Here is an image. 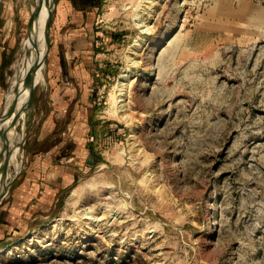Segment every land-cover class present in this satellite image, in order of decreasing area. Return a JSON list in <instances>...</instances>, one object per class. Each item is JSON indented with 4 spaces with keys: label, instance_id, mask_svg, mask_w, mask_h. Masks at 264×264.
<instances>
[{
    "label": "rangeland",
    "instance_id": "374dc122",
    "mask_svg": "<svg viewBox=\"0 0 264 264\" xmlns=\"http://www.w3.org/2000/svg\"><path fill=\"white\" fill-rule=\"evenodd\" d=\"M24 1L5 96L24 67L13 90L26 108L0 182L39 147L55 47L78 49L91 84L83 112L60 115L42 145L63 144L67 162L83 138L91 156L51 210L10 229L0 264H264V0H95L71 44L52 0L31 95Z\"/></svg>",
    "mask_w": 264,
    "mask_h": 264
},
{
    "label": "crops",
    "instance_id": "0c3cea01",
    "mask_svg": "<svg viewBox=\"0 0 264 264\" xmlns=\"http://www.w3.org/2000/svg\"><path fill=\"white\" fill-rule=\"evenodd\" d=\"M94 8H98L95 0H58L55 10L56 23H60L62 27L67 23L72 24L63 34L69 40V44L84 35L83 31L86 29L81 24L89 22L90 17H94ZM25 15L26 2L24 0H0V117L3 112H7L5 120L0 122L1 144H3V129L9 118L8 94L12 85L6 96L5 87L11 64L19 49L21 25L25 22ZM69 47V50L68 47H55L54 52L51 51L53 58L49 66V88L55 106L47 111V118L36 132L39 136L41 135L35 144L39 146L38 149L33 151L26 168L20 175L18 174L14 182H11L12 185L8 187V191L6 189L0 199V241L8 236L10 229L14 226L19 227V223L24 224L30 217L35 218L39 212L35 210H51L63 191L61 188L73 183L76 173L86 166L85 163H89L90 145L83 138L80 141L76 140L77 144H74L73 149L70 150V155H68L70 160L67 162H64V158L60 156L61 154L64 157L65 154L61 153L65 147L63 144L58 145L56 140L55 144L50 143L46 147L42 145L54 131L55 120L57 121L60 115L64 116L72 107L80 114L83 112L84 103L88 102L91 67L83 61L80 62L76 56L77 48L72 45ZM17 70L15 69L13 76ZM18 98L15 99V109H17ZM15 109L13 116L16 114ZM61 111L62 114H60ZM75 116L77 117L76 114ZM9 138L12 144L11 135ZM15 153L19 157V151ZM4 183L5 181L1 184Z\"/></svg>",
    "mask_w": 264,
    "mask_h": 264
},
{
    "label": "bare ground",
    "instance_id": "6f19581e",
    "mask_svg": "<svg viewBox=\"0 0 264 264\" xmlns=\"http://www.w3.org/2000/svg\"><path fill=\"white\" fill-rule=\"evenodd\" d=\"M47 4H48L47 0H42L40 2H39V0H35V3H34L33 8H32V11L34 10L35 12L38 9L39 10H38L36 16L34 17V19L32 20L31 31H30L31 43H30V47L28 49H26V53L29 56H32V57H31V59H28L27 62L25 63V73H24V77H23V80H22V84H21V90L24 89V86L26 88L27 84L29 83L28 82V79H29V75L28 74L30 73L31 67L32 66L35 67V65H36L35 63L38 62V58L41 60L43 42H44V46H46V39L44 40V38H45L46 19H47V16H48V5ZM34 67H33V69H34ZM20 68L22 69L24 67H20ZM21 69H19V71H17L16 74L13 76V83L11 84L12 85V87H11L12 89H10V92L8 94V100L10 102V109H9V115H8L9 118H8L6 127H9V125H10L9 135H11L12 138H14V136H15L14 134H15V126H16V123H15V125L12 124V123L16 122L17 118H18V117H16V114H14V116H13L14 107H15V104H16L15 103V99H16V96L18 94L16 91L13 90V87L15 86L16 89H18V87H19L18 84H17V86L15 84L17 82L18 74H19ZM37 71L39 73L41 72V67L40 66L37 68ZM24 91H25V89L23 90L22 93H20V97L21 98H20V101H19V109L23 105L22 104V96L24 94ZM20 138H21V135H20ZM18 147H19V143L14 145V147H13L12 156H11L13 158V160H15L14 153L16 152ZM2 149H3V144H2ZM0 158H1V155H0ZM13 160H11V161H13ZM17 169H18V165H17ZM3 186H4V184H3ZM7 187L8 186H6L5 191H6Z\"/></svg>",
    "mask_w": 264,
    "mask_h": 264
},
{
    "label": "water",
    "instance_id": "95a60500",
    "mask_svg": "<svg viewBox=\"0 0 264 264\" xmlns=\"http://www.w3.org/2000/svg\"><path fill=\"white\" fill-rule=\"evenodd\" d=\"M42 1V0H39V2ZM48 2V16H47V19H46V25H45V39H46V49H47V46L49 44V39H50V25H51V14H52V0H47ZM39 7V6H38ZM39 10V9H38ZM38 10L35 12L34 10L32 11V15H31V24H32V20L34 19V17L36 16ZM44 58V57H43ZM40 59L38 58V62L36 63L35 67L32 66L31 69H30V73H29V79H28V85L30 87V92H29V95H31L32 91H33V87H34V83H35V79H36V76L37 74H35L36 72L33 71V67L34 69L36 70L41 64L42 62L39 61ZM43 61V59H42ZM32 70V71H31ZM37 71V70H36ZM26 108L25 107V104H23L20 109H17L16 111V117H18V115H21L23 113V109ZM6 115H7V112H3L1 117H0V122L4 121L5 118H6ZM16 122H13L12 124L15 125ZM9 128H10V125L9 127H5L3 129V149L0 153V155L3 157V163H2V166H1V173H2V176L4 175V172H5V168H6V164L9 160V154H10V138H9ZM6 186H8V183H4V186H1L0 188V199L3 197V195L5 194V188ZM7 190H8V187H7Z\"/></svg>",
    "mask_w": 264,
    "mask_h": 264
}]
</instances>
